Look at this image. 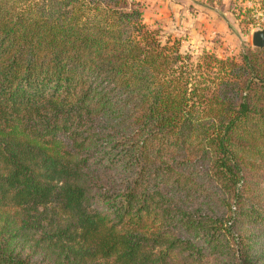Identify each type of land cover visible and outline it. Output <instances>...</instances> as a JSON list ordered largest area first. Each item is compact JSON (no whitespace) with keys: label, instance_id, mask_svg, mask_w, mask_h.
<instances>
[{"label":"trees","instance_id":"16d2710c","mask_svg":"<svg viewBox=\"0 0 264 264\" xmlns=\"http://www.w3.org/2000/svg\"><path fill=\"white\" fill-rule=\"evenodd\" d=\"M190 60L136 0H0V264H264V48Z\"/></svg>","mask_w":264,"mask_h":264},{"label":"rangeland","instance_id":"374dc122","mask_svg":"<svg viewBox=\"0 0 264 264\" xmlns=\"http://www.w3.org/2000/svg\"><path fill=\"white\" fill-rule=\"evenodd\" d=\"M143 19L180 39V51L194 64L201 55L238 59L264 24V0H136Z\"/></svg>","mask_w":264,"mask_h":264},{"label":"water","instance_id":"95a60500","mask_svg":"<svg viewBox=\"0 0 264 264\" xmlns=\"http://www.w3.org/2000/svg\"><path fill=\"white\" fill-rule=\"evenodd\" d=\"M251 42L253 47L264 48V24L252 32Z\"/></svg>","mask_w":264,"mask_h":264},{"label":"crops","instance_id":"0c3cea01","mask_svg":"<svg viewBox=\"0 0 264 264\" xmlns=\"http://www.w3.org/2000/svg\"><path fill=\"white\" fill-rule=\"evenodd\" d=\"M167 2L169 1V0H166Z\"/></svg>","mask_w":264,"mask_h":264}]
</instances>
